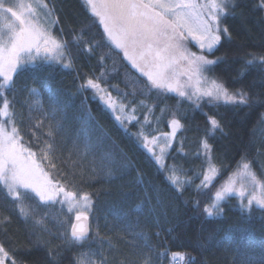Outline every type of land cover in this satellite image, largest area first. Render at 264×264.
<instances>
[{
	"label": "trees",
	"instance_id": "trees-1",
	"mask_svg": "<svg viewBox=\"0 0 264 264\" xmlns=\"http://www.w3.org/2000/svg\"><path fill=\"white\" fill-rule=\"evenodd\" d=\"M42 1L54 18L52 35L68 42L72 66H24L5 95L23 142L49 178L90 197V229L82 244L74 243L75 218L63 205H40L31 193L14 201L0 186V246L7 264H166L172 257L183 264H264V209L245 210L231 198L221 216L203 211L239 163H249L264 180V67L259 59L245 67L250 54L264 55L260 0H237L222 19L230 38L223 36L208 56L220 58L210 76L247 93L249 102L202 101L199 108L146 87V78L102 39L103 27L84 0ZM88 41L93 51L85 50ZM87 79L101 84L135 121H117L94 90L81 87ZM209 117L221 124L207 135L220 170L207 188L197 189L206 168L202 142ZM173 118L182 127L157 164L138 134L142 126L147 137L168 133ZM172 174L184 183L183 192L167 180Z\"/></svg>",
	"mask_w": 264,
	"mask_h": 264
},
{
	"label": "snow or ice",
	"instance_id": "snow-or-ice-1",
	"mask_svg": "<svg viewBox=\"0 0 264 264\" xmlns=\"http://www.w3.org/2000/svg\"><path fill=\"white\" fill-rule=\"evenodd\" d=\"M85 2L91 9L92 16L98 18L99 24L103 27L102 39L106 38L111 46L119 50L116 54L122 53L123 59L128 61L131 68L146 78V87L160 92L176 93L180 98L191 100L197 108L200 107L202 100L208 103L223 101L234 105L249 102L247 93L230 91L221 81L206 75L214 71L213 66L220 62V58L209 59L208 56L214 53L223 36H229L228 28L222 26V19L235 11L238 7L237 0H85ZM39 6L47 7L43 3ZM258 7L264 10V0H260ZM35 20L32 5L24 3L23 0L6 5L5 0H0V97H3L0 101V186L14 201H19L23 194L31 193L40 205L67 204L69 211L83 202V210L77 211L75 220L86 221L88 217L85 212L90 197L86 193L81 196L77 192L69 191L59 181L49 178L35 159L36 153L23 142V136L16 127L13 113L10 111L11 103L5 95V90L15 86L14 77L19 70L24 66L35 67L40 59L62 64L64 68L72 66L68 42L57 39L47 28L40 30ZM187 42H194L200 52L190 51ZM92 45L93 42H86L85 50L93 51ZM250 56L251 59L247 60L245 67L253 65L257 59L264 67V55ZM65 60L67 62H64ZM181 76H186L187 82L195 81L192 90H187L185 83L180 80ZM205 84L208 86L205 87ZM81 87L95 90L97 94L103 91L101 84L95 79H87ZM30 91L35 94L37 89L32 88ZM106 97L107 106L114 108L110 93H105L100 98L104 100ZM124 119L126 117L116 116V120L121 123ZM208 123L210 128L202 142L206 155L211 151L207 135L222 130L220 122L214 117H209ZM169 127L172 131L170 134H162L165 135V144L160 147L159 154L148 146L147 136L138 134L144 141V147L155 156L157 164L164 156L165 148L170 146L171 138L182 125L180 120L173 118L169 121ZM42 156L47 159V151H42ZM51 167H55V164H51ZM215 173L217 169L209 166L202 174L197 189L208 187L210 181L215 178L212 175ZM238 175L239 189L236 188L237 182L232 179L222 184L215 192L213 201L203 209L207 216L222 213L224 209L219 202L236 192L242 198L243 209L250 211L253 204L264 209V192L259 196L254 192L249 193L247 203H243L246 184L251 183L254 189L257 184L255 174L250 171V164L244 163ZM167 180L177 192L185 190L184 183L175 174L168 176ZM196 204L198 207L199 202ZM21 211L23 212V209ZM71 237L74 243L82 244L88 238V228L82 222L74 224ZM0 253L7 256L2 246Z\"/></svg>",
	"mask_w": 264,
	"mask_h": 264
},
{
	"label": "rangeland",
	"instance_id": "rangeland-1",
	"mask_svg": "<svg viewBox=\"0 0 264 264\" xmlns=\"http://www.w3.org/2000/svg\"><path fill=\"white\" fill-rule=\"evenodd\" d=\"M23 2L26 3V4H30V5L33 6L34 13H35V18H36L35 23H36L37 25H39L40 30H43L44 28H47L48 31H49V33L52 35V27H53V24H54V18H53V16H52V14L50 13L48 7H40V6H39L41 3L45 4V2L42 1V0H23ZM84 2H85V0H84ZM15 3H17V0H5V4H6V5H12V4H15ZM85 4H86V2H85ZM87 6H88V5H87ZM90 10H91V9H90ZM49 13H50V15H49ZM97 19H98V18H97ZM187 46H188V48L190 49V51L197 52V53L200 52V49L198 48V46L195 45L194 42H187ZM42 56H43V53L41 54V57H42ZM39 61H43V60L40 59V60H38V62H39ZM46 62H53V63H56V62H54V61H46ZM64 62H67V60H65ZM58 64H59V63H58ZM60 65L62 66V64H60ZM178 70H179V69H178ZM206 75H207L208 77L212 78V77L210 76V73H206ZM180 80H181L182 83H185V86H186L187 90H189V91L192 90V87L195 85V81L187 82V77H186V76H181V77H180ZM207 86H208V85L205 84V87H207ZM102 89H103V88H102ZM94 91H95V90H94ZM105 93H107V92L105 91V89H103V91L99 92L98 94H97V92L95 91V94L97 95V98L100 100L101 104H102L104 107H106L107 109H109V110H110L115 116H117V115H121L122 117H126V118H128V119H131V120H130L131 122L135 121V119H133V116L130 115V114H128V113L126 112V109H125V108H123V112H121V107H122V106L118 105V104L113 100V98H111V100L114 101V108H109V107L107 106V102H106V101H107V97H106L104 100H102V99L100 98L101 96H104ZM165 93H167V92H165ZM168 94H173V95L178 96L176 93H168ZM184 99H185L186 101L192 103L191 100H188V99H186V98H184ZM193 99H194V98H193ZM202 101L207 102L206 100H202ZM202 101H201V102H202ZM221 102H223V101H221ZM145 122H146V123H144V124H147V123L149 122V120H147V121H145ZM145 130H146L145 126H142V127H141V131H140V133L143 134L144 136H146V134H145ZM178 130H179V129H178ZM178 130L176 131V134H177ZM171 131H172V129L170 128V130H169L168 133H162V132H159L157 135H154V136H153V137H155V139H153V137H148V138H149L148 141H147V142H148V146H149L150 148H153V149H154V152H155L156 154H159V152H160V147L163 146V145L165 144V135H162V134H170ZM176 134H175V135H176ZM174 137H175V136H174ZM174 137L171 138V140H170V146L165 148L164 156L161 158L159 164H162V163H163L166 154L168 153V151H169L170 148H171V145H172V143H173ZM203 153H204V155L206 156V168H205V171L208 169L209 166H213V167H215V168L217 169V173L212 174V175H214V177L216 178V176L218 175L219 170H220V169H218V167H217L218 165L216 166V165L214 164V162H212V160H211V156H210L209 153H207V155L205 154V152H203ZM151 155L153 156V158H154V160H155V162H156V159H155V156L153 155V153H151ZM244 163H246V162L243 161V162L239 163L238 166H237V167H236V168H235V169H234V170H233V171H232V172H231V173L225 178V180L221 182V184L218 186L217 190L220 188V186H221L222 184H224V183H226L227 181H229V179L235 180V181L237 182V183H236V188L239 189V187H240V177H239L238 174L242 171V165H243ZM250 171L253 173V171L251 170V168H250ZM253 174H254V173H253ZM255 176H256V175H255ZM215 178H214L212 181H210V184L215 180ZM256 180H257V184L255 185V189H254V186H253L251 183L246 184V192H245V197L243 198V203H245V204L247 203V198H248V194H249V193H253V192H254L255 195L259 196L262 192H264V180L260 179L258 176H256ZM210 184H209V185H210ZM206 188H207V187H206ZM203 189H204V188H203ZM217 190H216V191H217ZM216 191H215V192H216ZM215 192H214V194H213V197H212V199H211V202L213 201V198H214ZM231 198L234 199V201L236 202V205H237L239 208H242V207H241L242 198L239 196L238 192L233 193L232 195L226 197L225 200L220 201V202H219L220 206L223 208V203L226 202V201H228V200H230ZM211 202H210V203H211ZM210 203H209V204H210ZM82 204H83V202H81V205H80V206H75V207H73L72 211H70V212L73 214V217H74V218H75L76 213H77L78 210H83V208H82ZM209 204H208V205H209ZM61 205H63V206L68 210V205H67V204H61ZM253 206H256V205L253 204L252 207H253ZM89 208H90V200H89L88 208H87V210H86V212H85L86 215H88ZM205 214H206V213H205ZM221 215H222V213H220V214H214V215L211 216V217H218V216H221ZM206 216H207V214H206ZM208 217H209V216H208ZM0 261H2V264H7V256H4L2 253H0Z\"/></svg>",
	"mask_w": 264,
	"mask_h": 264
},
{
	"label": "water",
	"instance_id": "water-1",
	"mask_svg": "<svg viewBox=\"0 0 264 264\" xmlns=\"http://www.w3.org/2000/svg\"><path fill=\"white\" fill-rule=\"evenodd\" d=\"M82 223H84L86 225V227L88 228V233H89V229H90V226H89V220L87 219L86 221H81ZM81 222H78L76 221L75 219L72 221V225L70 227V234H71V231H72V226L74 224H78V223H81Z\"/></svg>",
	"mask_w": 264,
	"mask_h": 264
},
{
	"label": "built area",
	"instance_id": "built-area-1",
	"mask_svg": "<svg viewBox=\"0 0 264 264\" xmlns=\"http://www.w3.org/2000/svg\"><path fill=\"white\" fill-rule=\"evenodd\" d=\"M166 264H183V263L180 262L178 259L172 257V258L168 261V263H166Z\"/></svg>",
	"mask_w": 264,
	"mask_h": 264
}]
</instances>
